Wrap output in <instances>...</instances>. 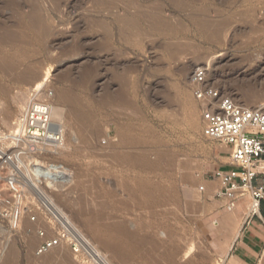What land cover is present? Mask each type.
Returning a JSON list of instances; mask_svg holds the SVG:
<instances>
[{
  "label": "rangeland",
  "instance_id": "1",
  "mask_svg": "<svg viewBox=\"0 0 264 264\" xmlns=\"http://www.w3.org/2000/svg\"><path fill=\"white\" fill-rule=\"evenodd\" d=\"M158 10L165 23L142 18ZM28 68L39 69L18 80ZM197 68L237 104L259 106L264 0H0V133L23 115L20 91L52 103L65 141L36 160L61 164L70 181L42 179L46 191L114 264H244L219 255L205 226L200 187L219 140L203 134ZM43 226L14 227L0 208V264L32 261ZM57 248L63 264H87Z\"/></svg>",
  "mask_w": 264,
  "mask_h": 264
},
{
  "label": "built area",
  "instance_id": "2",
  "mask_svg": "<svg viewBox=\"0 0 264 264\" xmlns=\"http://www.w3.org/2000/svg\"><path fill=\"white\" fill-rule=\"evenodd\" d=\"M190 86L201 104L203 134L228 144L230 149L233 168L213 173L221 183L216 196L229 200V209L248 196L243 215V225H248L264 202V98L257 107L237 104L209 82L203 68L191 73ZM49 103L35 100L11 131L0 133V183L6 192L0 199L1 215L14 227L24 218L44 224L38 230L34 258L27 264H46L43 255L56 246L71 250L87 264H114L50 197L48 186L38 187L31 180L28 168L36 157L64 143L63 130L52 123ZM261 224L264 226V219Z\"/></svg>",
  "mask_w": 264,
  "mask_h": 264
},
{
  "label": "crops",
  "instance_id": "3",
  "mask_svg": "<svg viewBox=\"0 0 264 264\" xmlns=\"http://www.w3.org/2000/svg\"><path fill=\"white\" fill-rule=\"evenodd\" d=\"M218 144L216 163L209 169V173L202 175L205 198L203 206L211 222L205 223V226L219 255L232 257L244 264H258L264 254V226L261 224V219H264V202L260 205L258 215L253 217L247 227L240 222L247 205L245 200L238 201L233 210L226 209L230 201L216 196L221 183L213 173L218 169H231L233 164L229 145L222 141H218Z\"/></svg>",
  "mask_w": 264,
  "mask_h": 264
},
{
  "label": "bare ground",
  "instance_id": "4",
  "mask_svg": "<svg viewBox=\"0 0 264 264\" xmlns=\"http://www.w3.org/2000/svg\"><path fill=\"white\" fill-rule=\"evenodd\" d=\"M157 14H159V15H156V14H151V15H143L142 16V18H148V19H150V18H152V19H155V21H157V22H164L163 21V16H162V13L158 10V13ZM38 18H39V16H38ZM120 19H122V22H124V23H126V24H128V25H133L135 22H134V19L133 18H131L130 16H128V15H125L123 18H122V16H121V18ZM154 21V20H153ZM167 22V21H166ZM165 23V22H164ZM226 23H224V25H225ZM227 25V24H226ZM225 25V26H226ZM216 26H218V25H216ZM230 26V25H229ZM215 27V26H214ZM216 28V27H215ZM218 29V28H217ZM227 29V28H226ZM225 28H222V29H220V31H218V34H222V33H224L223 31L224 30H226ZM215 30H213V32H214ZM212 32V33H213ZM215 33H216V31H215ZM37 69H39V68H36V70ZM35 70V68H32V69H27V70H25V71H23L21 74H20V76L18 77V80H22V81H26V80H30L31 78H32V76H33V74H35L36 71ZM44 79V78H43ZM222 91V90H221ZM31 92V91H30ZM223 92V91H222ZM224 93V92H223ZM244 93V92H243ZM32 94V93H31ZM226 94V93H225ZM242 94V93H241ZM27 94L25 93V92H22V91H20V93L19 94H17L16 96H15V98H14V101H15V104H16V106L18 107V108H16V109H20V107H21V109H20V111L22 110V106H24L23 107V115L25 114V112H26V110L28 109V107L35 101V100H37V99H35V97L34 96H26ZM245 96V99L246 98H254V95L251 93V94H248V95H241V97L243 98ZM240 97V98H241ZM67 99V98H66ZM64 100V99H63ZM62 102H64V101H62ZM236 102V101H235ZM238 102V101H237ZM236 102V103H237ZM50 104V107H51V116H52V113H53V110H52V108H53V105H52V103H49ZM240 104V103H239ZM240 105H242V106H244V105H246V103H243V104H240ZM59 107H61V105L59 106ZM59 107H57L56 106V109H55V115L54 116H56V120L58 119V120H60L61 118H62V114L63 113H61L62 111H61V109L59 108ZM18 111V110H17ZM16 111V112H17ZM19 111V112H20ZM18 112V113H19ZM16 114V113H15ZM199 114V113H198ZM20 115V114H19ZM23 115H22V117H23ZM14 116V115H13ZM16 117L15 118H17V116L18 115H15ZM197 116V115H196ZM22 117L21 118H19V119H17V120H21L22 119ZM195 119H197V118H195ZM200 119V118H199ZM15 121V122H13V123H11V127H12V129L14 128V126H15V124L18 122V121ZM193 121H195V120H193ZM197 121H198V119L195 121L196 123H197ZM199 122V121H198ZM52 123H53V125L54 126H56V125H58L59 127H61L59 124H55L53 121H52ZM195 123V124H196ZM10 127V128H11ZM61 129L63 130V135H64V141H65V130L61 127ZM64 144V143H63ZM31 172H30V176H31V180L33 181V183L35 184V185H37L38 187H46V186H49V185H47L42 179H44L45 181H47L48 183H50L51 185H53L54 187L55 186H60V187H62L64 184H66V183H68L69 181H70V176H69V174H68V172H67V170H66V168L64 167V166H62L61 164H51V163H41L40 161H38V160H36V162H34V163H32V164H30L29 165V168H28ZM40 183H42V185L40 184ZM50 187V186H49ZM233 210V209H232ZM105 239V238H104ZM103 239V240H104ZM57 247H63V248H65L64 246H56V247H53L52 249H50V251H48L47 253H45L44 255H43V260L45 261V263L46 264H48V262H47V260H46V258H47V256L49 257V258H51V262L49 261V264H59V263H62L63 264V262L65 261V262H67L66 261V258L65 257H68L67 255V253H65V254H67V255H65L64 254V252H57L56 251V249H58ZM56 251V252H55ZM69 251V250H68ZM114 252H117V251H114ZM118 253V252H117ZM116 253V254H117ZM117 255H119V254H117ZM75 256V255H74ZM120 256H122L121 255V252H120ZM124 256V255H123ZM46 257V258H45ZM76 257V256H75ZM74 257V258H75ZM69 258V257H68ZM50 260V259H49ZM64 262V263H65ZM75 263V262H74ZM67 264V263H66Z\"/></svg>",
  "mask_w": 264,
  "mask_h": 264
}]
</instances>
